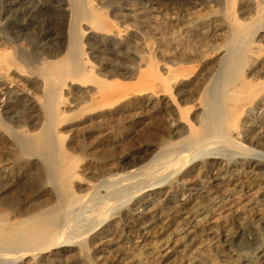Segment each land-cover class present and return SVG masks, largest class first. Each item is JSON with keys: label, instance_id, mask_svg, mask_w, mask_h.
Here are the masks:
<instances>
[{"label": "rangeland", "instance_id": "obj_1", "mask_svg": "<svg viewBox=\"0 0 264 264\" xmlns=\"http://www.w3.org/2000/svg\"><path fill=\"white\" fill-rule=\"evenodd\" d=\"M224 1L92 0L104 12L106 28L83 22L88 55L98 68L125 71L140 65V72L125 79L121 88L128 93L116 88L119 99L112 98L118 100L112 105L106 104L109 97L97 95L103 103L90 95L95 84L86 77L67 80L68 112L57 129L63 154L78 173L71 179L74 191L97 194L94 199L106 195L108 201L94 208L93 199L77 200L70 208L77 221L69 238L37 251L0 248V264H264V17L254 19L256 30L252 24L262 49L249 52L241 74L251 83L263 80V88L245 105L232 133L236 139L213 136L207 146L183 143L190 136L189 122L199 128L202 96L226 84L221 62L236 44L226 34ZM251 2L235 1L232 12L241 22L251 21ZM69 11L67 0H0V51L17 59L12 68L0 65V224L8 228L25 217L33 220L35 200L54 191L48 181L33 187L43 161L28 156L18 138L39 132L33 121L42 115L45 80L36 58L45 61L64 40ZM184 53L192 54V61L172 67L177 70L171 80L165 59ZM162 77L171 81L165 84ZM186 93L192 100H185ZM176 103L185 108L178 110ZM114 105L123 116L104 121L99 113ZM171 143L176 147L169 150Z\"/></svg>", "mask_w": 264, "mask_h": 264}, {"label": "bare ground", "instance_id": "obj_2", "mask_svg": "<svg viewBox=\"0 0 264 264\" xmlns=\"http://www.w3.org/2000/svg\"><path fill=\"white\" fill-rule=\"evenodd\" d=\"M67 1L69 4V7H70V11L66 14V17H64V25H66L64 28V32H65L64 40H61L62 41L61 44L58 45L57 47H55V49L51 48L50 49L51 52L49 51L45 54L46 58H47V59H44L45 61H40V60H38V58H36L37 61L40 62L39 67H38L39 69H37V72L40 75H43L44 80H45V86H44L45 87V93H44L45 96H43L44 100L41 99L43 101V102L41 101L43 103V104H41L42 115L40 114L41 115V116H39L40 118L36 121H33V127H35V128L40 127L39 132H37V134L31 135V136L30 135H24V134H21V135L19 134L20 136L18 135L19 136L18 142H19L21 149L24 150L25 153H28V156H29V154H30V156H33L35 154L38 155L43 161L42 162L43 166L41 167L40 171H38L40 173L37 174V176L33 177V181H32L33 185H34L33 187L35 188V187L39 186L43 181H48V182L52 183V185L54 186V191L47 198L35 200L36 202L33 203L32 209H33V212H36V211H38V212L33 213V217H32L33 220L28 221V220H26L27 217H25L26 218L25 220L22 219L24 221L21 220L22 222L20 221L19 223H17V225H14V226L9 225L10 226L9 228L6 227L7 226L6 224H3V223L0 224V248L8 249L11 252H17V251L21 252L20 250H23L25 248L30 250L31 249L30 247L34 248L33 250H35V248L37 250H38V248H40L42 250V248L43 249L48 248L53 244H57V243L65 241L66 240L65 238H69L68 237L69 236V233H68L69 228L71 226H73L75 221H77L76 220L77 215L75 217L72 216V211H70L71 206L77 200H81V201L84 200L85 202L89 203L93 199L91 202H92V207H94V208L100 206L102 204V202L104 203L106 201V203H107V201H108V197L106 195H104L105 197H103V196L100 197L101 195L100 196L98 195L99 197L94 199L93 197L97 196V194H94L95 196L94 195L89 196L86 193L78 194L73 189L71 179L76 174L78 175V173L75 174V171H74L75 164H74V166H72L71 162L67 161L64 154H63V149H64V146L62 147L63 141L61 142V137L58 134L59 129H57L59 123L64 120L63 116L67 115V112H68V110L65 108V107H68V105H66L67 104V98L65 97L66 95L64 96V94H66L65 93V86L70 84V83H67V80L79 79L82 82L83 77L84 78L86 77L88 79V81H91L95 84V87L93 89L90 88V90L93 91L90 95L92 97L94 96V98L97 95L101 96L102 98L109 97V99H111V100H110V102H107L106 104L108 105V103H109L110 105H112L118 101V100L112 101L113 100L112 98H114L115 96L118 95V93H116L117 92L116 88L123 91V88H121V87H124L123 84H125L124 83L125 79L130 78V77L134 78L135 76H137V73L140 72V69H139L140 65H138L134 69H129L126 67L125 71H124L123 67L122 68H112V69L98 68L97 65L95 64V62L91 59V56L88 55V53L85 49L84 35L86 34L87 28L84 27L83 22L85 21V22H88L89 24L92 23L93 26L96 29L99 28V30H100V28H106V26H105L106 23H104L103 22L104 19H102L104 17L103 16L104 12L101 10L100 7L94 6L92 0H67ZM235 1L236 0H225L224 4L222 6V15H223V18L225 19L224 21H226V24H227L226 34H227L228 38L232 39L233 43L232 42H230V43L234 44V42H235V44H236V45H234L235 47L232 45L234 47V52L230 53L232 55H230V57H225V60H223L221 62L223 65L222 68L224 69L221 71H223L222 74H224L223 78L226 81V84L219 85V87H214V86L212 87V85L210 83L209 84L206 83V85H210L212 87V89L210 92H208L209 96L208 95L205 96L204 94H203L204 96H202L204 104L202 103L203 106H202V104H201V106L204 107V111H202L203 115H202L201 119L198 120V121H200L199 128L198 129L194 128L197 126V124H196V126H194L193 123L191 124V122H189L190 123V130H189L190 136L188 137L187 140H185L186 142L185 141L183 142V143H185V146L193 145V143H200V144L204 143L205 146H207L205 142L209 141L213 136L222 138L226 142H231V141L233 142L234 136L232 138V133L238 127L239 117L242 114V112L245 108V105H248V102H252V101H250V99L251 98L253 99L256 91L260 89V86H262V88H263V84H262L263 80L259 84L255 83V82L251 83V80L249 81L245 78L241 79V74H242V70L244 69L242 67L244 65L246 58H248L247 56L249 55V52L254 51L257 53L262 49L261 48L262 44L261 43H258V44L255 43L256 40L253 39L254 35L252 34V32L254 33V31L252 30L253 29L252 24L254 23V30H256L257 29L256 26L258 27V25L256 24V20H254V19H260V18L264 17V0H254L253 3L251 2L252 5L249 6L248 11L250 13L252 12V14H253V16L250 17V20L252 22L251 21L250 22H244V21L241 22L240 19L235 15L237 13L234 12L235 13L234 14L232 12V8L235 4ZM234 9H235V7L233 8V10ZM255 44H257V45H255ZM215 46L216 45H214L213 50L215 49ZM254 46L257 47L256 50L252 49V47H254ZM218 48H219V46H218ZM225 48H227V46ZM1 51H2V53H1ZM1 51H0V65L3 68L4 67L9 68V66L11 67L12 64H15V60H17V59H15L14 56L9 55V54H3L4 50H2V49H1ZM228 52H226L227 56H228ZM181 56L182 57H180V58H178V56H177L174 61L165 59V63L163 62L166 65V67H168V70L170 71V74L169 73H167V74H169L171 76V78H170L171 80H172V76L174 77V74H172L171 71L173 72V70L175 69L172 67H176L179 69L180 65H182L181 63H184V62L188 63V62L192 61V57H193L192 54L184 53ZM251 56H253V55H251ZM153 57H154V54H153ZM17 58H19V57L17 56ZM150 58H152V57L150 56ZM25 59H29V58H25ZM154 59H156V58H154ZM151 60H150V62H151ZM37 61H36V63L38 64ZM141 64H142V62H141ZM177 64L178 65L180 64V65L178 66ZM189 64H191V63H189ZM18 65H21V64H18ZM174 65H177L178 67L174 66ZM184 65L187 66L188 64H184ZM15 66H16V64H15ZM162 66H163V64H162ZM21 67H22L21 69L23 70L24 66H21ZM156 68H157V66H156ZM6 70H8V69H6ZM18 70H20V69H18ZM119 70H121L122 73ZM35 72L36 71L34 70V73ZM209 72H211V71H209ZM218 72H219V70H218ZM38 73H36V74L39 75ZM157 75H158V73H157ZM169 75H167V76H169ZM178 75L179 74H177V76ZM182 75H184V74H182ZM254 75H257V74H254ZM161 76H163V74ZM243 76H244V74H243ZM258 76H259V74H258ZM162 78L165 80V82H164L165 84L168 83L167 81H171L169 78L167 80H166V77L165 78L162 77ZM216 78H218V77L216 76ZM137 79H139V78H137ZM248 79H250V78H248ZM215 81L216 80H214V82ZM217 81H218V79H217ZM254 81H257V80H254ZM216 83L220 84V82H216ZM117 86H119L120 88ZM169 86H170V84H169ZM196 86H197V84H196ZM210 86H208V87H210ZM44 87L42 86L43 90H44ZM127 88L128 87L125 88V92L128 90ZM262 88H261V90L264 89V88L263 89ZM91 91H89V92H91ZM120 93L121 92H119V95H120ZM126 93H128V92H126ZM123 94H124V91H123ZM256 95H258V93ZM256 95H255V97H256ZM101 97H98L99 99H97V101L102 99ZM120 97H122V96H120ZM202 97H200V98L202 99ZM118 99H119V97H118ZM177 100L175 98V102ZM185 100L186 101L192 100V94L190 93L188 95L186 93L185 94ZM97 101H95V102L98 103ZM101 102H100V104H101L100 106L103 107L104 104H102ZM103 103H104V101H103ZM84 104H86L85 101H84ZM116 105H118V104H116ZM129 105H130V103H129ZM129 105L127 104V106H129ZM175 105H177L178 110L179 109L182 110L185 108L184 106L183 107L180 106V104L178 106L177 103ZM190 106L188 105V107H190ZM70 107H72V106H70ZM123 107H124V105H123ZM79 110H76L77 113ZM188 110H190V108H188ZM185 112L187 113V111H185ZM84 113H87V111L86 112L83 111V114ZM69 114H71V113H69ZM83 114L81 113L80 115L82 116ZM119 114L121 116H123L122 109H121V107L115 106V105L113 107H111L109 110L102 112V114L99 113V115H102V117L105 119L104 121H106V120L109 121L111 117H114V116L119 115ZM80 115H79V117H80ZM94 118H96V117H94ZM43 119H44V121L42 122ZM121 119H120V121H121ZM68 120H70V119L68 118ZM119 126L121 127V125H119ZM6 130H8V127ZM170 130H172V129H170ZM9 131H11V130H9ZM173 131H174V129H173ZM15 133H16V135L18 134L17 132H15ZM31 133H33V132H31ZM11 135H12V133H11ZM14 136H15V134H14ZM62 136H64V135H62ZM212 139L210 141H212ZM234 139H236V138H234ZM210 141L207 143L210 144L211 143ZM172 143H174V140ZM172 143L168 145L169 150L170 149L172 150L176 147V145L175 144L172 145ZM236 143L237 142L235 141V144ZM200 144L195 146V148L199 147ZM15 145H17V144H15ZM238 145H240V144H238ZM179 148H181V147H179ZM179 148H177V149H179ZM170 155H171V153H170ZM182 157H184V155ZM135 172L136 171H134L133 173H135ZM138 173H139V171L137 172V174ZM129 175H130V172H129L128 176ZM135 175H136V173H135ZM95 177H96V175H95ZM90 178H94V175L90 176ZM107 179H108V177H107ZM114 179H115V177H114ZM106 183H107V181H106ZM108 184H110V183H108ZM78 187H80V186H78ZM93 189H92V194L94 192ZM95 190H97V188H95ZM112 190H113V188H112ZM50 191H51V189H50ZM49 192H48V194H49ZM108 196L110 197L111 195L108 194ZM109 200H110V198H109ZM27 205L29 206V204H27ZM20 209H23V207H21ZM18 212H20V211H18ZM23 214H25V213H23ZM78 215H80V214H78ZM78 220H80V219L78 218ZM21 228H23L22 231H20ZM37 250H35V251H37Z\"/></svg>", "mask_w": 264, "mask_h": 264}]
</instances>
